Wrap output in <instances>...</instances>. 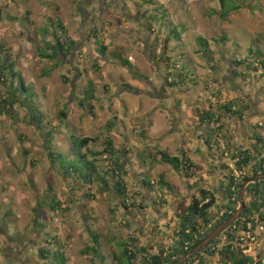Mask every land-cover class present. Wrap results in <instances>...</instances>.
Segmentation results:
<instances>
[{
	"label": "rangeland",
	"instance_id": "rangeland-1",
	"mask_svg": "<svg viewBox=\"0 0 264 264\" xmlns=\"http://www.w3.org/2000/svg\"><path fill=\"white\" fill-rule=\"evenodd\" d=\"M101 1L107 3L103 7H89L86 0H0V45L17 75L12 81L7 71L6 84L0 82V98H9L22 85L27 90L17 93V102L7 105L5 113L0 115V264H19L13 261L39 264L42 262L41 250L48 248L49 242L54 244L55 238L65 246V254L70 260L67 264H92L82 252L87 246L94 245L93 234L100 237L107 264H112L109 258L122 251L123 242L131 245V238L135 237L139 239V246L143 244L150 248L155 244L151 235H161L163 226L171 229L178 224L191 203L190 196L200 195L201 188L189 194L188 187L207 184L208 189L218 194L216 197L222 202H218L210 213V217L217 220L227 208L220 189L222 184L228 183L222 175V166L226 164L236 169L231 155L252 146L253 133L259 134L264 141V119L259 121L262 125L258 128L257 125L245 127L251 110L240 111L252 104L250 101L249 104V98H264V75L259 74L258 65L263 58L259 53L264 54V0H241L250 8L226 21L220 17L222 9L218 0H152L155 4H148L149 0ZM112 1L117 3L116 6ZM157 7L165 10L166 17L156 24L154 35H151L145 28L146 20L148 16H155ZM124 12L135 18L125 19ZM50 21H60L65 29L62 37L77 45L72 56L60 63L42 56L46 51L45 43L54 42V28L49 29V34L44 31L50 27ZM94 29L107 48L105 56L100 53L101 46L96 44ZM176 29L181 34L180 43L170 37ZM222 38L226 41H220ZM199 39L208 44L206 51L201 48ZM156 40L161 43L154 49ZM179 46L183 47L180 51ZM154 50H157L156 55ZM114 54L128 60L132 69L116 60ZM244 59L249 60L251 70L234 65ZM174 60L180 62V72L185 71L183 65L189 68L187 77L181 79V91L176 89V93L193 88L182 99L188 107L197 102L194 96L203 93L206 98L203 105L214 106L212 110L219 118L215 125L220 130L217 131L219 136L207 147L212 157L211 171L215 170L220 178L217 189L211 185L215 182L212 174H208L209 166L201 154L195 157L199 164H195L196 183L192 186L171 167L159 162L156 153L161 147L155 142L147 143L150 113L142 119L123 114V109L128 110L122 99L124 94L144 95L150 101L166 102L169 99L164 82L169 71L167 65L171 66ZM235 71L239 73L238 77L234 76ZM65 79L69 80L68 84ZM90 83L96 86L99 103L97 108L93 105L97 110L95 116L85 118L79 101ZM126 86H131L132 90ZM237 88L241 93L236 92ZM119 102L123 103V109ZM230 103L236 104L235 111L241 115L234 116L222 109ZM115 104L117 108H114ZM31 106H37L45 115L42 130L31 123ZM262 110L261 115L264 107ZM63 113L67 114L66 119ZM113 120L118 128L109 131L107 127ZM194 122L190 128L195 127ZM170 127V133L180 131L179 126ZM48 132L53 133V138L55 136L52 149L48 148L43 135ZM74 134L91 138L89 150L93 152L102 151L106 138L112 137L119 151L125 148L132 154L127 156L131 162L130 175L126 177L128 211L113 194L102 193L100 186L76 182L73 187L72 181L66 182L52 167L50 152L68 155ZM194 136L196 133H185L180 135V141L175 138L179 157L181 142L187 138L186 145L192 146ZM202 148L189 150L198 154ZM100 160L101 174L109 173L110 164L105 159ZM245 173L252 176V168ZM141 177L151 183L152 190L139 182ZM161 178L165 182L167 178L173 190L164 189ZM88 195L94 199H89ZM56 197L63 205L54 211L51 206ZM157 215L161 216L160 221ZM36 216L39 226L34 223ZM163 217L167 219L166 224H162ZM143 239L147 241L143 242ZM221 240L226 246V239ZM162 241L165 246L169 245L168 239ZM253 259L264 264V238ZM58 261L63 264L60 258L54 264ZM209 264H221L220 257L213 258Z\"/></svg>",
	"mask_w": 264,
	"mask_h": 264
},
{
	"label": "trees",
	"instance_id": "trees-1",
	"mask_svg": "<svg viewBox=\"0 0 264 264\" xmlns=\"http://www.w3.org/2000/svg\"><path fill=\"white\" fill-rule=\"evenodd\" d=\"M218 2L222 9L220 17L223 21H226L230 16L238 14L249 7L248 3H243L241 0H218ZM147 3L155 4V2H152V0H149ZM154 11L156 13L155 16H148L146 20L147 24L145 25L147 32L151 35L155 31L154 28L156 27V24L160 23V21H163L166 17L164 14L165 10H162L160 7H157L154 9ZM1 21L2 11H0V22ZM50 23V27L44 31L45 33L49 34V29L51 27L54 28V42L45 43L46 51L42 53V56L46 59H50L54 62L58 61V63H60L62 60L66 61L72 56L77 45L74 44V42H68L66 38L62 37L65 29L60 21H50ZM93 34L96 38V44L98 43V45L101 46L100 53L105 56L107 48L99 38L96 29L93 30ZM170 37L172 41L178 40L179 43L181 42V34L178 33L177 29L172 31ZM220 41L225 42L226 39L222 38ZM160 43V40H156L155 44L153 45L154 49H157L160 46ZM199 44L201 48L206 51L208 44L202 39H199ZM182 48V46H179L178 51L182 50ZM204 50L201 49V52L204 53ZM3 53V47L0 45V82L2 81V83L6 84L5 77L8 74V70L9 75L12 77V81L16 79L17 75L13 70V65H9V58H5ZM153 53L156 55L157 50H154ZM163 55L164 54H162L159 59H161ZM252 55L253 54H251V56ZM259 56H263V58L259 60L258 65L260 67L259 70L262 71V75H264V54L259 53ZM114 57L125 67L132 69V64L128 60L117 54H114ZM257 58L259 59V57ZM175 61L176 60H174V63L171 66L170 64L167 65L169 71L164 82L166 88L173 91H176V89L182 85L181 79L187 77L186 73L189 69L187 65L184 66V63L182 62L181 65H183L185 71L183 70L180 72V66H178L180 65L178 63L180 62ZM234 65L237 68L243 67L247 70H251L248 59H244L240 62L236 61L234 62ZM172 71L174 73L177 72L178 74H174ZM236 71L234 72V76L238 77L239 73ZM184 72L185 74L182 75ZM137 77L138 79L146 80V78L142 76ZM65 83L68 84L69 80L65 79ZM126 87L129 90H132L131 86ZM26 92L27 90L25 86L22 85L21 87L17 88L16 91L13 92L11 96H9V98L6 97L4 99L1 97L0 115L5 113L4 109L7 105H13L17 102V93ZM96 92V86L93 83L88 84L82 96V100L79 101V106L84 113L82 116L85 118L95 116V108L93 103L96 100ZM29 101L32 102L31 99H29ZM180 106L181 104H179V107ZM236 107V104L230 103L224 106L222 109H224L229 114L239 116L241 114L235 111ZM250 109V105L244 106L242 110L239 108L241 113H246ZM29 113L31 117V123L39 130H42V126L46 123L44 113L41 112L37 106H31ZM62 115L66 119L67 114L63 113ZM199 119L202 126L201 138L208 147L219 136V132L217 131L220 130L219 128L215 127V125L219 123V119L217 114L212 110L200 115ZM239 119L242 120V117L240 116ZM113 125V122H111L110 126L107 127V130H112ZM256 127L258 128L260 126L257 125ZM43 135L48 143V148L52 149V142L55 140V136L53 138L52 132H48L46 134L43 133ZM250 140L253 142V149L236 152L234 154L232 153L231 155V162H234L236 169H232L226 164L222 166V173L224 172L222 175L224 179L228 181V183L222 184L220 188L225 201H227L226 212L221 215V217H218L217 220L214 219L215 217H210L211 210L215 205L218 204L219 199L213 192L201 188L199 190V197H195L191 201V204L186 209L185 214L180 217L181 219L179 222V227L174 232L176 243L175 248H165L160 244L157 252L154 253L155 248L140 247L139 239L132 237L131 245L127 244L126 242L121 244L122 251L119 254H115L114 264H135L138 258L139 264H176L181 256L187 254L210 233L224 224L237 211L239 191L244 182L260 173H264V141L259 136V134L256 133L252 134V139ZM92 142L93 140L91 138L81 137L77 134L72 135V149L68 155H64L60 152H50L52 167L62 176L66 182L72 181L74 184H71V186L73 187L76 182H81L86 185L100 186L99 190L102 193L113 194L121 203V206L128 211L129 206L127 205V200L129 199L127 198H129V190L126 177L130 175V161L125 158V155L128 154V151L126 149L123 150V152L119 151L112 137L106 138L103 144V150L100 152H93L89 150L90 143ZM156 155L162 165L171 167L173 171L182 178H185L189 181L194 177L193 171L196 169V166L185 155L180 157H171L164 152H158ZM100 159H105L110 164L111 170L109 173L106 171L105 174H101ZM227 161L230 162V160ZM250 167L252 168V176L247 175L241 178L236 177L235 172H241V174H243L248 172ZM188 181H185L187 185H189ZM145 184L147 189H153V186L147 179ZM160 184L164 189L167 188L169 191L173 190L171 186L164 181V178H161ZM161 192L163 191L161 190ZM88 197L89 199H94V197L90 195H88ZM55 199L56 201L51 206L54 211L63 205L62 201H59L57 197ZM246 200L245 211L241 219L226 232H224L218 239L213 241L200 254L192 258L187 264H209L211 263L210 261L216 257H220L221 264H263L262 262H255L253 257L242 255L235 244V236L238 230L242 228L243 224L251 220L253 217L260 214L261 219L264 220V181L252 184L248 187L246 192ZM155 204L159 206L157 203ZM34 223L39 226L38 216H36ZM92 236L94 239V245L87 246L83 250L82 255L89 259L92 264L96 262L105 264L106 257L102 251V245L99 242L100 237L97 234H93ZM221 239H226L224 242L226 243V246H223ZM46 242H49V240H46ZM49 243L50 245L48 248L46 247L41 250V263L54 264V261L59 260L60 258V261H62L63 264H67L68 258L66 257L64 251L65 246H62L56 238L54 239V244L51 242ZM99 253L101 257H99ZM56 264H59V261Z\"/></svg>",
	"mask_w": 264,
	"mask_h": 264
},
{
	"label": "crops",
	"instance_id": "crops-1",
	"mask_svg": "<svg viewBox=\"0 0 264 264\" xmlns=\"http://www.w3.org/2000/svg\"><path fill=\"white\" fill-rule=\"evenodd\" d=\"M182 41H184V40H182ZM259 74H262V71H260ZM180 87L181 86H179L177 88V90H180ZM191 89H193V88H190V90ZM190 90H188V91L182 90L183 92H181L180 94H177L176 91H173L171 89H166V93L169 95V99L166 102H162V100H154V101L146 100L147 98H144V97H146L144 95L133 97V96H130L129 94H124V95H122L123 96L122 99H123V101L125 103V106L128 108V110L126 111V109L125 110L123 109L124 108L123 103L119 102V105L121 107L123 106L122 107V109L124 111L123 114H124L125 117L128 116V118L137 117L139 119L140 118L142 119L145 115L150 113L151 114V118L149 119L150 120V125H151L150 134H149V138L150 139L148 140L149 142H147V143L155 142L156 145H159L161 147V150L158 149V150H160V152H164V153H167L169 155L171 154V152H174V155H171V157H179L178 151H177V148H176V144H175V142H176L175 138L176 137H178V141H180L179 140L180 139V135L182 136L185 133L189 134V135L191 133H196V136H194L193 139H191V140L194 141L192 146L186 145L187 138H185L184 141L181 142L182 145H181V148L179 149V152L181 154L180 156L185 155L194 164H196V163L199 164V162L195 158L197 155L199 156L201 154L202 157H205L203 160H205V164H207V166H209V167H207V168H209L208 174L209 175L212 174L213 181L215 182V183H212L211 185H215V186H213V189L214 188L217 189V187L219 188V184L218 183L220 181L219 174H217V172H215V170H214V172L211 171L212 168L210 167V165H211V162H212V160H211L212 157H211V155L209 153L210 150H207V146H206L204 140L201 138L202 126L200 124V119H199L200 115L212 110V108L214 106H211L210 108H208L207 104L203 105V103L206 100V98L204 97L203 93H200L201 96H198V95L194 96L195 100L197 102H194V104H192L191 107H188V105L185 102V100H182V99H184L185 97H187L189 95L188 92ZM193 91L191 93H193ZM191 93H190V95H192ZM249 101L250 100H248V102ZM254 101H255V105L256 106L254 107V105L251 104V116H250V119L246 120V123L244 124L245 127H248L249 125H253V126L254 125H259V126L262 125V123L259 122V121H263V119H264V114L262 113V115H261V112H260V111H263L262 108L264 107V98L263 97L256 98ZM98 103H99L98 96H96V100L93 103V105L96 106V108H97V104ZM179 104H181L180 107H179ZM249 104H250V102H249ZM109 107L111 109H113L111 106H109ZM117 107L118 106L115 104L114 108H117ZM187 109H189V110H187ZM212 111H214V110H212ZM95 112H97V110ZM116 117L119 118L120 116L116 114ZM113 121H114L113 122V124H114L115 120H113ZM117 121H118V119H117ZM193 121H195L194 122L195 123V127L194 128H190V127H193L192 126ZM172 125L174 127L175 126L176 127L179 126L180 127L179 128L180 131H176L175 133H170V131H171V127L170 126H172ZM116 127H117V125L114 124L113 125V129L116 128ZM135 132H136V130H134V133ZM109 135H110V133H109ZM198 147H203L202 148L203 150L198 151V154H194L193 152H191L189 150V149H191L193 151V149H196ZM250 148H251V145H249L246 150H248ZM123 150H125V148ZM123 150H122V152H123ZM128 155L130 157L132 156V154H130V152H128V154L125 155L126 159H128L127 158ZM130 164H131V162H130ZM163 166H165V165H163ZM141 178L142 179L139 180V182L143 183V186L144 185L146 186V184H145L146 178L145 177H141ZM183 180L186 181V182L188 181L185 178H183ZM188 182H189L190 186L195 185L196 179H194V177H193ZM153 183L154 182H152V184ZM166 183L169 184L171 186V188L173 189V185L171 183H169L167 178H166ZM198 188H202V189H206V190L211 191L210 189H208L209 186L207 187V184H205L204 186L196 187V188H189L188 187V190L190 191L189 194H191V192H195V193L198 192L197 191ZM211 192H213V191H211ZM195 195L193 197L190 196L191 201L195 197L196 198L198 197V196H195ZM216 195H218V194H216ZM137 198H138V196H137ZM220 202H222L221 199L219 200V203ZM157 216L159 217L157 220L160 221V217L161 216L160 215H157ZM163 218L164 219L162 221V224H164V223L166 224L167 222H165V221H167V219H166V217H163ZM137 222H138V220L135 221V223H137ZM179 222H180V219L178 221V224L177 225L174 224V227L172 226L171 229H169L167 227L165 228V226L162 225L163 226V232L161 233V235H153V236L151 235L152 239L155 240L154 241L155 244L152 245V247L155 248L154 253L157 252V249H158V247H159V245L161 243H162L161 245H163L165 248H169V246L171 248H175L176 247L174 232L177 229V226L179 225ZM140 223L142 225V223H144V222H142V220H141ZM162 239H165V240L168 239L167 243L169 245L165 246L164 245V243H165L164 241L160 242V240H162ZM145 240L146 239H143L142 241L144 242ZM142 245H140V247H143ZM114 256H115V254H113L111 258H109V256H108L109 262L112 260V264H114ZM69 262H70V260L68 258V263ZM107 263L108 262L106 261L105 264H107ZM39 264H41V262ZM94 264H100V263L96 262ZM135 264H139V258L135 262Z\"/></svg>",
	"mask_w": 264,
	"mask_h": 264
},
{
	"label": "water",
	"instance_id": "water-1",
	"mask_svg": "<svg viewBox=\"0 0 264 264\" xmlns=\"http://www.w3.org/2000/svg\"><path fill=\"white\" fill-rule=\"evenodd\" d=\"M165 84V83H164ZM264 181V173H260L248 180H246L239 191L238 197V209L237 211L221 226L210 233L205 239H203L197 246L190 250L187 254L181 256L176 264H187L192 258L200 254L206 249L213 241L218 239L224 232L231 228L236 222H238L245 211L246 192L250 185Z\"/></svg>",
	"mask_w": 264,
	"mask_h": 264
},
{
	"label": "built area",
	"instance_id": "built-area-1",
	"mask_svg": "<svg viewBox=\"0 0 264 264\" xmlns=\"http://www.w3.org/2000/svg\"><path fill=\"white\" fill-rule=\"evenodd\" d=\"M244 176L247 174H236L237 178ZM235 237V244L242 255L253 257L264 238V220L260 214L244 223Z\"/></svg>",
	"mask_w": 264,
	"mask_h": 264
},
{
	"label": "flooded vegetation",
	"instance_id": "flooded-vegetation-1",
	"mask_svg": "<svg viewBox=\"0 0 264 264\" xmlns=\"http://www.w3.org/2000/svg\"><path fill=\"white\" fill-rule=\"evenodd\" d=\"M87 1V5L90 7V6H93V5H98V6H102L103 7V5H105L107 2H105V1H101V0H86ZM109 2H111V1H109L108 0V3ZM115 2V1H114ZM118 2V4L119 5H121V2L120 1H117ZM112 3H113V1H112ZM111 4V3H110ZM114 4V3H113ZM115 4H117V3H115ZM114 4V5H115ZM113 5V7L115 8V6ZM125 6V5H124ZM136 6V5H135ZM121 8H123V6H121ZM137 9H139V7H136ZM136 9V13L138 12V10ZM126 11H127V9H126ZM128 13L129 12H124V13H122V15L124 16V18L126 19V18H131V20H132V18L134 19L135 17H131L130 15H128ZM130 14V13H129ZM87 16H89V14L87 13L86 14ZM236 92H240L241 93V91H240V89L239 88H237L236 89ZM248 100H250V102H252V105H254L255 104V101H254V99L253 100H251L250 98L248 99ZM250 106H251V104H250ZM251 110V109H250ZM250 149H253V146H251V148ZM27 250V251H26ZM25 251L26 252H28V249H26ZM24 251V252H25ZM13 262H16V263H19V264H24V262H22V261H13ZM211 262V261H210Z\"/></svg>",
	"mask_w": 264,
	"mask_h": 264
}]
</instances>
